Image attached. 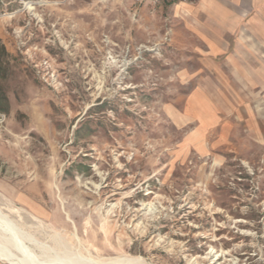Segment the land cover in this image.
Returning a JSON list of instances; mask_svg holds the SVG:
<instances>
[{
  "label": "rangeland",
  "instance_id": "rangeland-1",
  "mask_svg": "<svg viewBox=\"0 0 264 264\" xmlns=\"http://www.w3.org/2000/svg\"><path fill=\"white\" fill-rule=\"evenodd\" d=\"M212 14L0 0V213L23 235L74 262L264 264V71L210 63Z\"/></svg>",
  "mask_w": 264,
  "mask_h": 264
},
{
  "label": "crops",
  "instance_id": "crops-1",
  "mask_svg": "<svg viewBox=\"0 0 264 264\" xmlns=\"http://www.w3.org/2000/svg\"><path fill=\"white\" fill-rule=\"evenodd\" d=\"M199 4L213 10L212 15L221 21L223 30L221 39L201 37L208 43L210 63L216 65L217 58L221 57L232 73L263 72L264 0H199ZM248 57L256 69H248L249 64L241 60Z\"/></svg>",
  "mask_w": 264,
  "mask_h": 264
},
{
  "label": "bare ground",
  "instance_id": "bare-ground-1",
  "mask_svg": "<svg viewBox=\"0 0 264 264\" xmlns=\"http://www.w3.org/2000/svg\"><path fill=\"white\" fill-rule=\"evenodd\" d=\"M14 224L0 213V262L4 264H142L139 260L128 258H111L108 261H97L90 257H83L80 254L75 257L77 259L74 262L47 245L35 242L31 236L23 235ZM26 240L40 249V254L27 246L25 244ZM71 258L73 257L71 256Z\"/></svg>",
  "mask_w": 264,
  "mask_h": 264
},
{
  "label": "built area",
  "instance_id": "built-area-1",
  "mask_svg": "<svg viewBox=\"0 0 264 264\" xmlns=\"http://www.w3.org/2000/svg\"><path fill=\"white\" fill-rule=\"evenodd\" d=\"M178 0H134L136 6H142L146 3L150 4V7L156 9L164 3H176Z\"/></svg>",
  "mask_w": 264,
  "mask_h": 264
}]
</instances>
